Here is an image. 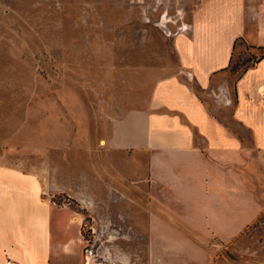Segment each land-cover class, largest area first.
<instances>
[{
	"label": "rangeland",
	"instance_id": "obj_1",
	"mask_svg": "<svg viewBox=\"0 0 264 264\" xmlns=\"http://www.w3.org/2000/svg\"><path fill=\"white\" fill-rule=\"evenodd\" d=\"M201 2L0 0V161L36 173L42 195L81 217V264H147L139 174L121 138L145 129L159 81L203 91L175 47ZM263 52L238 39L232 72ZM207 245V264H264V212Z\"/></svg>",
	"mask_w": 264,
	"mask_h": 264
},
{
	"label": "crops",
	"instance_id": "obj_2",
	"mask_svg": "<svg viewBox=\"0 0 264 264\" xmlns=\"http://www.w3.org/2000/svg\"><path fill=\"white\" fill-rule=\"evenodd\" d=\"M241 38L264 48V0H202L175 47L204 92L159 81L145 129L122 135L139 174L147 264H207L208 242L236 238L264 212V54L235 75ZM42 190L36 173L0 161V264L82 263L81 217Z\"/></svg>",
	"mask_w": 264,
	"mask_h": 264
},
{
	"label": "trees",
	"instance_id": "obj_3",
	"mask_svg": "<svg viewBox=\"0 0 264 264\" xmlns=\"http://www.w3.org/2000/svg\"><path fill=\"white\" fill-rule=\"evenodd\" d=\"M235 46H236V44H235ZM235 46H234V47H235ZM263 54H264V52H263L260 56H258L253 62H251V64H246V65L243 67V69L241 70V72L245 71L249 66L253 65V64L255 63V61H256L257 59H259V57H261ZM231 60H232V57H231ZM230 62H231V61H230ZM244 63H245V62H244ZM230 64H231V63H230ZM230 69H231V70H234V69H235L234 65H232V66L230 67Z\"/></svg>",
	"mask_w": 264,
	"mask_h": 264
},
{
	"label": "built area",
	"instance_id": "obj_4",
	"mask_svg": "<svg viewBox=\"0 0 264 264\" xmlns=\"http://www.w3.org/2000/svg\"><path fill=\"white\" fill-rule=\"evenodd\" d=\"M258 91L262 96H264V85L260 86Z\"/></svg>",
	"mask_w": 264,
	"mask_h": 264
},
{
	"label": "bare ground",
	"instance_id": "obj_5",
	"mask_svg": "<svg viewBox=\"0 0 264 264\" xmlns=\"http://www.w3.org/2000/svg\"><path fill=\"white\" fill-rule=\"evenodd\" d=\"M88 264H90V259L88 260Z\"/></svg>",
	"mask_w": 264,
	"mask_h": 264
}]
</instances>
